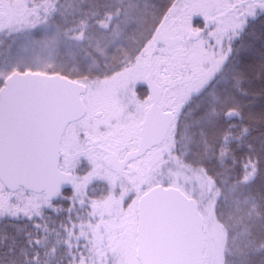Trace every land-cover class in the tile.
I'll use <instances>...</instances> for the list:
<instances>
[{
  "label": "snow or ice",
  "instance_id": "1",
  "mask_svg": "<svg viewBox=\"0 0 264 264\" xmlns=\"http://www.w3.org/2000/svg\"><path fill=\"white\" fill-rule=\"evenodd\" d=\"M0 264H264V0H0Z\"/></svg>",
  "mask_w": 264,
  "mask_h": 264
}]
</instances>
